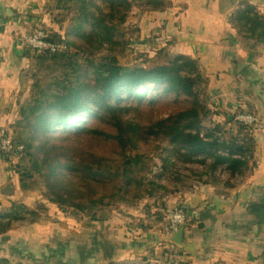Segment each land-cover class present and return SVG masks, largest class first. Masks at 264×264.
<instances>
[{
	"label": "trees",
	"instance_id": "16d2710c",
	"mask_svg": "<svg viewBox=\"0 0 264 264\" xmlns=\"http://www.w3.org/2000/svg\"><path fill=\"white\" fill-rule=\"evenodd\" d=\"M136 4L140 8L146 6L150 11L159 12L173 6L169 0H49L45 12L52 16V23L59 31L50 29L46 32L50 41L64 46V49L56 54L35 55L39 57L37 61L51 63L49 67L66 68L76 62L80 66L75 67L77 72L72 76L53 78L47 84L36 79L37 70L29 73V98L23 103L19 119L12 128L13 141L25 148L26 156L17 164L1 156L2 160L11 164L22 197L9 207L0 209L4 210L0 213V226H5L0 235L4 236L12 230L14 226L11 222L18 225L28 221L29 224H20L21 228L38 224L41 214L37 210L42 208H36L44 204L42 201H49L56 211L63 212L61 214L65 218L71 217L77 223L87 225L110 220L113 212L124 206L138 208L150 200L154 201L151 208L164 205L166 198L181 192L180 188L155 185L147 177L144 181L149 184V193L143 192L140 197H135V204L124 202L111 207L105 198L98 197L96 189L105 180L106 175L97 173L103 170L109 172L108 178L123 179L125 187L121 190L131 186L134 176L148 169L147 158L137 154L138 145L147 144L151 139L166 141L172 149L168 151L169 157L162 161L161 172L169 170L172 159L176 165L195 162L205 165L210 160L212 172L226 170L233 180L257 168L253 130L236 120L239 114L246 111L239 108L233 121L224 118L217 123L215 119L220 113L213 112L207 94L205 101L200 97L204 91L208 92L210 82L196 60L177 56L160 66L144 68L133 67L128 62L122 65L117 60L119 57L105 61L100 57L101 61L94 65L96 54L71 41L77 37L90 48H100L101 51L107 46L114 51L119 43L113 36L120 34L118 26L125 25ZM64 24H67L66 28ZM231 25L237 30L242 44L251 51L264 47V14H260L256 7L248 5L235 12ZM127 31L132 32L121 41L124 50L131 46L140 32L137 28ZM119 54H123L122 50ZM82 66L87 68L81 72ZM171 96L174 101L183 99L184 106L156 122L152 119L146 123L140 120L139 109H152L155 102ZM146 98L152 101L148 106L128 109L129 101L135 106L133 103H140ZM96 121L110 129L98 128ZM213 126L220 132L232 134V138L221 139L210 134L201 136L202 128ZM71 128L76 129V134L72 135L78 139L115 145L121 161L114 173L111 172L113 161L100 157L86 146L68 145L65 143L71 140L68 135L58 137V132H70ZM136 183L139 184V179ZM70 184L74 189L69 187ZM226 187L235 189L231 183ZM37 194L42 201L33 207L24 202ZM145 208L150 210L148 204ZM154 216L157 217V225L162 224L161 217L157 213ZM172 250L161 254L152 250L149 256H141L138 261L110 264H154L155 256L163 260L155 264H190L186 258L182 260L186 257L183 250L175 246ZM3 264L7 262L3 261Z\"/></svg>",
	"mask_w": 264,
	"mask_h": 264
},
{
	"label": "crops",
	"instance_id": "0c3cea01",
	"mask_svg": "<svg viewBox=\"0 0 264 264\" xmlns=\"http://www.w3.org/2000/svg\"><path fill=\"white\" fill-rule=\"evenodd\" d=\"M169 1L173 5L170 9L139 13L134 24L140 31V47L162 49L172 57L196 60L210 81L208 91L217 95L213 101L220 113L217 123L226 117L235 118L239 108L259 121L263 128L253 131L257 168L246 171L239 180H198L186 190L180 187V193L164 200V205L182 206L186 210L188 224L182 246L166 241L163 220L162 224L155 222L154 215L160 206L151 208L154 201L150 200L138 208L121 207L103 223L81 226L71 217L59 216L49 219L51 224L43 217L28 228L15 226L0 236V256L10 263L45 264L46 257L41 260L32 255L35 250L47 249H52L56 257L68 256L57 264L134 262L141 256H149L152 250L161 254L173 251L175 246L184 251L186 257L182 260L186 258L190 264H264V210L253 208L255 204L264 205V47L251 51L231 25L232 15L245 6H254L264 14V0H237L231 10L227 8L228 0ZM48 2L0 0V132L13 128L30 94L28 53L31 52L21 38L38 22L59 31L52 16L45 12ZM242 64L246 66L239 72ZM228 183L235 189L226 187ZM234 193H237L235 202ZM21 197L11 164L0 157V209ZM39 199L38 195H32L24 202L29 205ZM147 204L150 210L145 208ZM49 227L53 232L64 231L48 241L40 233ZM63 234L70 239L65 245ZM32 236L37 248L30 244ZM104 239L118 247L112 262L107 259ZM158 262L163 260L155 256L153 263Z\"/></svg>",
	"mask_w": 264,
	"mask_h": 264
},
{
	"label": "rangeland",
	"instance_id": "374dc122",
	"mask_svg": "<svg viewBox=\"0 0 264 264\" xmlns=\"http://www.w3.org/2000/svg\"><path fill=\"white\" fill-rule=\"evenodd\" d=\"M137 7H135L133 9V11H130V13L128 14V17L126 18V22L125 25H119L118 26V30L120 32V34L117 36V34H115L113 36V39H115L117 41V43H119V45L115 46V50L111 51L109 49V47H105L103 50L99 51L100 48H90L88 46L85 45V41H81L79 38L76 37V39H72L71 41L74 42L76 45H79L83 48H86L90 53L92 54H96V63H94V65H97L101 60H109L115 57H119L117 60L119 61V63L121 62L122 65H126V63H131L129 65L131 66H140V67H155V66H160L163 63L167 62L170 58H172V56H170V54L165 50H158V49H142L140 47V40L139 37H137L131 44V46H128L125 50L123 49L122 45H121V41L126 39L127 37L130 36V33L132 31H127L129 29H134L137 28V25L134 24V22L136 21L139 13L143 12V11H150L149 9L146 8V6H143L142 8H140L141 6H138V4H136ZM47 6V5H46ZM46 8V7H45ZM138 8V9H137ZM146 8V9H145ZM101 10H105L104 8H102L100 6ZM105 12V11H104ZM105 15L106 12H105ZM68 20H66L65 22H67ZM71 24L74 22L70 21ZM68 25H69V21H68ZM64 28L67 27V24H64L63 26ZM36 29H43V30H49L50 29L45 27V25L42 26L41 23H35L31 30L29 32H27L24 36H26L27 34L31 33L33 30ZM138 29V28H137ZM54 30V29H51ZM88 30L90 31V29L88 28ZM139 30V29H138ZM56 31V30H55ZM84 31V30H82ZM88 31V32H89ZM48 32V31H47ZM23 37L22 42H23ZM69 37H72L71 35H69ZM106 50H108L106 52ZM122 50L123 54H119L120 51ZM28 56L31 59V65L29 67V70L32 71V73L37 70V74H36V79L39 80L41 83H46L50 82L53 78H64L66 76H72L74 73L77 72V68H75L76 66L79 67L80 63L76 62L71 63L69 67L66 68H62V67H49V65H51V63H42L40 61H37L39 59V57H36L33 53H28ZM40 56V55H38ZM101 57V60L99 59ZM98 60H100L98 62ZM170 61V60H169ZM98 62V63H97ZM133 66V67H134ZM85 68H87V66H82L80 68V71L82 72ZM29 71V73H30ZM210 82V81H209ZM210 85V84H209ZM209 90V89H208ZM206 94L208 95L209 101H210V107L213 110V112H218V106L213 102L216 100L217 95L214 92L211 91H204V95L201 94L200 97L202 100L205 101L206 99ZM151 98H146L145 100H143L140 103H133L135 106L130 105L132 102L129 101L127 103L128 105V109H135L137 107H146L151 103ZM206 103V102H205ZM184 106V100L180 99L178 101H174V99L171 97H167L164 98L162 100H159L157 102L154 103V106L152 109L149 108H142L139 109L140 111V120L144 121V123H146V121L148 119H152L154 122L159 121L161 119H165L167 118L170 114H172L174 111H176L178 108H182ZM20 116V114L18 115ZM227 118V117H226ZM216 121H218V117L215 119ZM233 121V120H232ZM96 126L99 128H108L110 129L108 126H102L99 124V121H96ZM73 127V126H72ZM75 128H71L69 131L70 132H64V131H60L58 132V137L62 138V136L68 135L69 139H71L69 142L65 141V143H67L68 145L71 146H75L73 143H76V145L81 146L82 148L86 146L87 149L92 150L93 152L95 151L100 157H103L105 159H109L111 161H113V165H112V169L111 172H115V169L117 168L118 164L121 161V157L119 156L117 149L115 147V145L113 143H108L105 141L102 142H97L95 140H90L87 138H81L78 139L79 137H76V135H72V134H76L75 133ZM14 133V132H13ZM228 132H220L218 131V128H216L215 126L211 127V128H202L201 129V136L204 137L207 134L213 135L216 138L220 137L221 139L226 138V139H231L232 138V134L228 135ZM236 133V132H235ZM72 135V136H71ZM172 149L170 148V146L168 145V143L166 141H162V140H155V139H151L147 144H139L138 145V150H137V154L141 155L145 158H147L148 160V169H143L142 173L137 174V176H134V180L131 186L125 188L124 190H121L122 187H125L122 185V183L124 184V181L122 178H112L108 176L110 175L109 172L107 171H102V172H97L99 174L102 175H106L105 176V180L103 181V183L101 185H99L96 189L99 191L98 197H103L105 198V200L109 203V205L111 207H115L117 205H119L120 203H124V202H131L132 204H135L134 200L135 197H140L142 195L143 192H148L150 188L148 187L149 184H147L144 181V178L147 177L148 179H150L155 185H161L163 187H168L169 188H173V187H177V188H182L184 187L186 190L187 187L192 186L196 181H213L215 179L214 176V172H212V170L210 169V165H211V161L209 160V162H207L205 165H202L200 163H190L188 165H176V162L174 159H172L171 163H170V168L167 171H163L161 172V168L163 167V159H167L169 157V152ZM94 152V153H95ZM96 154V155H97ZM0 155L3 156L0 152ZM0 156V157H1ZM203 158V157H202ZM17 164V162H16ZM174 165V166H171ZM175 167V168H173ZM172 169V170H170ZM218 170V169H217ZM78 173V172H76ZM161 173V175H160ZM160 175V176H158ZM137 179H139V184L136 183ZM40 181H42L41 179H39ZM42 183V182H41ZM71 189H74L73 184H70L69 186ZM38 195V194H37ZM39 196V195H38ZM40 197V196H39ZM41 198V197H40ZM42 201V198L39 199L37 202ZM48 201V200H47ZM37 202L35 203H31L30 202V207H33ZM44 204L39 205L36 209L38 208H42L37 210L39 214H41L40 219H42L43 217H46L47 219L45 220L47 223L51 224L50 220H54L57 217L61 216L62 218H65L62 214L63 212L59 211V213L61 214H56L57 212H55L56 208L54 206H52L49 201L45 202L42 201ZM78 202H81V200H78ZM67 210V208H64ZM0 213H4V210L0 211ZM57 215V216H53V215ZM60 217V218H61ZM61 218V219H62ZM38 220L39 222L42 220ZM2 223H5L2 221ZM14 227L15 226H20L21 225H25V224H29L28 221L26 222H22L20 224L17 225V223L15 222H11ZM53 223V222H52ZM79 225L81 226H85L87 225L86 223H79ZM5 225V224H4ZM187 225V223H186ZM32 226V225H31ZM29 226V227H31ZM28 228V227H25ZM51 227L47 228L46 230H43V233L40 235H44L47 237V240L50 241V238H53L56 234L64 231V229H60L56 232H53L50 230ZM5 229V226H0V232ZM2 236V235H0ZM169 237V236H166ZM63 240V244L65 245V241L67 240V242L69 243V238L67 239L66 235L63 234L62 236ZM48 241H46V243H49ZM30 244L34 247L37 248L38 244L35 242V236L31 237L30 240ZM32 257H34L35 259L39 258V259H43V257H46L47 259L44 260L45 264H57L56 262L59 261V263H62L68 256L65 257H56L54 255V252L52 249H47L46 251H41V250H35L33 252ZM3 261L7 262V264H12L10 263L9 260H7L4 256H0V264H3Z\"/></svg>",
	"mask_w": 264,
	"mask_h": 264
},
{
	"label": "built area",
	"instance_id": "2783aa9c",
	"mask_svg": "<svg viewBox=\"0 0 264 264\" xmlns=\"http://www.w3.org/2000/svg\"><path fill=\"white\" fill-rule=\"evenodd\" d=\"M24 46L34 55L44 53L56 54L64 49V46L50 41L49 33L43 29L33 30L23 37ZM236 120L251 130L263 128L257 119L249 113L239 114ZM14 133L12 128L0 132V152L3 156L10 159V163L16 164L26 156V150L22 145L15 144L13 141ZM215 178L227 181L230 178L226 170L219 169L214 174ZM241 177H237L239 180ZM157 213L163 220V232L166 236L178 234L184 230L187 223V213L183 207L163 205L157 209Z\"/></svg>",
	"mask_w": 264,
	"mask_h": 264
},
{
	"label": "water",
	"instance_id": "95a60500",
	"mask_svg": "<svg viewBox=\"0 0 264 264\" xmlns=\"http://www.w3.org/2000/svg\"><path fill=\"white\" fill-rule=\"evenodd\" d=\"M228 10H231L234 8V6L236 5L237 3V0H228ZM246 65L245 64H242L239 66V72H242V70L244 69ZM248 66V65H247ZM202 70V69H201ZM203 71V70H202ZM229 120L232 121L234 120V117L231 116L229 117ZM12 187V186H11ZM237 199V193H234L233 194V197H232V200L233 202H235ZM254 209H261V210H264V205H261V204H255L253 206ZM183 238H184V230L180 231L178 234L176 235H172L170 237H168L166 239V241L169 243V244H173V245H176V246H182L183 244ZM104 244H105V249H106V256H107V259L109 262H112L113 259H114V256H115V253L117 251V245H115L113 242L107 240V239H104Z\"/></svg>",
	"mask_w": 264,
	"mask_h": 264
}]
</instances>
